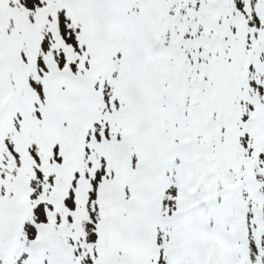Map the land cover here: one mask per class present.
<instances>
[{"label":"snow or ice","instance_id":"1","mask_svg":"<svg viewBox=\"0 0 264 264\" xmlns=\"http://www.w3.org/2000/svg\"><path fill=\"white\" fill-rule=\"evenodd\" d=\"M0 264H264V0H0Z\"/></svg>","mask_w":264,"mask_h":264}]
</instances>
